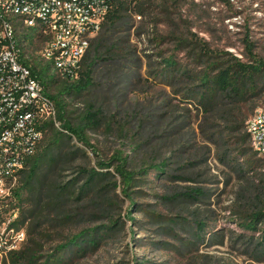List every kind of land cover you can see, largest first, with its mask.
<instances>
[{"label":"rangeland","instance_id":"1","mask_svg":"<svg viewBox=\"0 0 264 264\" xmlns=\"http://www.w3.org/2000/svg\"><path fill=\"white\" fill-rule=\"evenodd\" d=\"M150 1L153 5L147 6L144 17L132 13L130 31L125 33L131 62L125 64L122 77L99 87L93 96L72 102V109L80 110L97 99L107 118L91 134L99 156L88 150L90 159H77L75 166L95 168L99 161L111 162L120 153L129 158L131 168L165 162L167 173L157 178L156 172H150L143 193L134 198L136 209L121 187L109 194L115 205L104 217L91 203L82 202L80 218L73 223L50 231L45 227L38 238L39 263L55 259L51 256L57 255L58 246L74 234L121 216L124 227L113 238L86 255L68 256L66 264H264V256L256 255L250 233L243 232L236 215L241 209L251 210L254 205L249 203L259 196L255 174L260 170L251 176L237 166L255 156H244L239 150L238 133H226L219 118L184 99L197 83H167L159 65L161 59L174 55L182 65L205 68L208 56L200 63L194 61L184 46L178 47L180 39L198 43L199 51L206 50L210 56L230 53L246 61L249 38L255 54L264 59V0ZM44 44L37 40L25 47L26 52L38 59ZM250 105L256 106L255 111L264 109V92ZM72 172H66V177L76 175ZM192 189L204 192L197 202L183 197ZM260 197L264 199L263 194ZM151 213L164 220L156 222ZM199 222L206 228L198 241L194 233ZM9 256L0 258V264Z\"/></svg>","mask_w":264,"mask_h":264},{"label":"trees","instance_id":"2","mask_svg":"<svg viewBox=\"0 0 264 264\" xmlns=\"http://www.w3.org/2000/svg\"><path fill=\"white\" fill-rule=\"evenodd\" d=\"M150 0H112V8L105 18L101 31L91 42V46L80 64V77L75 82L58 79L51 73V65L34 57L26 58L22 53L21 62L30 65L33 75L44 85L46 93L54 101L58 111L60 128L53 121L45 122L39 130L42 139L37 152L28 161L23 171L19 188L15 191L20 216L17 223L27 225L26 246L10 254L8 261L2 264H40L38 238L55 228H65L80 218V203H91L99 216L104 217L115 202L110 193L122 187V195L133 202V209L138 208L134 198L142 194L141 187L149 183L151 171L157 178L167 173V163H154L131 168L128 157L117 153L111 162L99 161L98 167L87 165L75 166L77 159H90L88 150L99 156L92 143L91 134L96 133L106 121V113L97 99L89 100L84 109H72V102L93 96L95 90L109 85L122 77L125 64L130 61L131 51L126 34L130 31L132 13L145 16ZM20 38V45L23 42ZM185 47L198 63L206 56V66L198 70L194 66L182 65L174 55L161 59L162 78L174 84L176 80L197 83L184 95V99L197 102L207 114L219 118L226 133H238L239 150L244 156L252 153L253 160H247L241 171L254 176L257 169L258 195L249 204L250 209L236 212L240 227L250 233L249 242L255 245L256 255L264 256V159L250 147L247 121L254 114L256 106L250 105L264 92V59L254 52V45L245 40L246 58L243 61L230 53L210 54L199 51L198 43L180 39L178 47ZM204 46V45H203ZM206 46H204L205 48ZM198 51V52H197ZM124 66V67H123ZM107 82V83H104ZM252 114V115H253ZM111 127L110 123L107 125ZM116 162V166L114 163ZM115 166V167H114ZM111 168H114L112 173ZM73 171V177H66V172ZM119 177L118 181L116 178ZM80 183L82 185L80 186ZM116 194V193H115ZM204 196L201 189H192L183 197L198 201ZM119 200V197L115 195ZM167 201L168 198H163ZM247 200V199H245ZM144 209V206L139 207ZM156 222L164 220L160 215L151 213ZM131 222L135 219L129 217ZM125 219L119 216L115 220L103 223L99 227L85 229L74 234L65 244L59 245L55 259L44 264H66L68 256H83L101 247L109 238H113L118 229L123 228ZM179 224L178 221L175 222ZM206 224L198 223L194 236L199 241ZM165 232H170L168 227ZM257 234H259L257 236ZM245 236L244 234L242 235ZM242 238V237H240ZM245 238V237H244ZM141 264V263H140Z\"/></svg>","mask_w":264,"mask_h":264},{"label":"built area","instance_id":"3","mask_svg":"<svg viewBox=\"0 0 264 264\" xmlns=\"http://www.w3.org/2000/svg\"><path fill=\"white\" fill-rule=\"evenodd\" d=\"M111 8L112 0H0V258L27 240L15 191L43 137L39 127L53 121L60 128L54 101L22 53L30 58L25 47L44 41L38 59L58 79L77 81ZM247 131L252 151L264 159V109L248 119Z\"/></svg>","mask_w":264,"mask_h":264}]
</instances>
